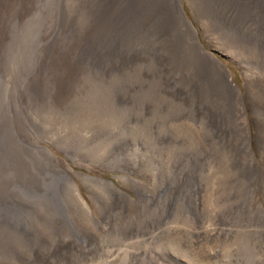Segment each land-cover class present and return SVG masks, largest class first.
<instances>
[{"label":"rangeland","instance_id":"374dc122","mask_svg":"<svg viewBox=\"0 0 264 264\" xmlns=\"http://www.w3.org/2000/svg\"><path fill=\"white\" fill-rule=\"evenodd\" d=\"M172 3L0 0V264H264L261 8Z\"/></svg>","mask_w":264,"mask_h":264},{"label":"bare ground","instance_id":"6f19581e","mask_svg":"<svg viewBox=\"0 0 264 264\" xmlns=\"http://www.w3.org/2000/svg\"><path fill=\"white\" fill-rule=\"evenodd\" d=\"M172 1H174V3H175V5H177V4H179V0L177 1L176 0V2H175V0H164V2L166 3V5H171V8H172V6H173V3H172ZM253 2H254V6H257V8H261V12H262V14H261V16H263V18L262 19H264V0H252ZM177 7V6H176ZM177 10V9H176ZM179 10H180V13H181V8L179 7ZM251 11V10H250ZM255 11V10H254ZM257 11V10H256ZM255 11V12H256ZM176 12L177 11H175V15H176ZM170 14V13H169ZM182 14V13H181ZM177 16H179V15H177ZM181 16V15H180ZM244 19V18H243ZM180 20H182V19H180ZM254 20H256V19H254ZM188 21V20H187ZM186 21V22H187ZM178 22V21H177ZM180 22V21H179ZM255 22V21H254ZM168 23V22H167ZM246 23V22H245ZM252 23H253V20H252ZM264 23V22H263ZM179 24V23H178ZM188 24V23H187ZM191 24V23H190ZM247 24V23H246ZM183 25V24H182ZM250 25V24H249ZM172 27V26H171ZM213 27V26H212ZM207 28L206 27H203V30L204 31H208V30H206ZM181 30V29H180ZM195 31V30H194ZM192 33V32H191ZM195 33V32H194ZM206 33V32H205ZM212 33V32H211ZM257 36H259L258 34H257ZM231 38H232V36H231ZM233 39V38H232ZM234 40H235V38H234ZM233 40V41H234ZM237 40V39H236ZM238 41V40H237ZM234 44V43H233ZM234 46V45H233ZM194 47V46H193ZM203 49V48H202ZM201 49V50H202ZM200 50V51H201ZM203 51V50H202ZM201 53V52H200ZM232 53H236V54H239V52H232ZM233 54V55H234ZM240 56V55H239ZM242 58V57H241ZM237 59V58H236ZM159 64V63H158ZM219 69V68H218ZM155 72H158L157 70L155 71ZM219 74V73H218ZM220 76V75H219ZM222 77H220V79H221ZM157 82V81H156ZM225 84H226V86H228V87H231V83L226 79V81H225ZM232 88V87H231ZM229 97V96H228ZM230 99H233V102H234V97L232 96V97H230ZM210 102V101H209ZM190 103V102H189ZM195 104H196V102H195ZM52 106V105H51ZM50 106V107H51ZM182 106H184V105H182ZM48 109V108H47ZM181 109V108H180ZM195 110V109H194ZM186 114H188V113H186ZM209 115V114H208ZM202 119V118H201ZM203 119H204V117H203ZM209 121V120H208ZM205 120H201L200 121V126H201V128H202V131H204V133H205V135L207 136V138L209 139L210 138V136H213L214 134H216L215 133V128L213 129L212 128V126L210 127V126H208V125H206L205 124ZM244 122H245V120H242V121H239L238 119H235V128L240 132L238 135L236 134V139H239V141L241 140V139H243V135H244V129H245V124H244ZM231 138V137H230ZM211 141V140H210ZM227 141V140H226ZM225 141V142H226ZM224 142V143H225ZM227 142H229V141H227ZM226 142V143H227ZM238 142V141H237ZM206 143V142H205ZM221 145H222V147H223V149H224V151H225V157L227 158V160L229 161V162H231V165L233 166V168L237 171V173L238 174H243L241 171H240V169H239V167H238V165L236 164V162H235V160H234V157H233V153H234V151H232L231 152V148H227V146H226V144H223V142H221ZM206 147V146H205ZM44 149L47 151V153H48V155H49V157H50V159H51V161L53 162V164L58 168V170L60 171V173H61V175H62V177L64 178V180H65V183H66V186H67V189L69 190V192H70V196L73 198V200H74V202H75V204H76V206H77V208H78V211H79V213H80V215H81V217L84 219V220H86V221H89L90 219V213H89V210H88V206L86 205V203L84 202V199L82 198V196L80 195V193H79V191H78V187H77V184H76V182H75V180L73 179V177H72V175H71V173H73V171H74V168L71 166V165H68L67 167H66V169H64V168H62L61 166H60V164H59V161H58V159H56L55 157H54V155H53V153L49 150V149H47V147H44ZM220 149V148H219ZM235 154V153H234ZM206 155V154H205ZM206 159H207V157H206ZM84 178L85 179H82L84 182V185H87V183H89V182H87L89 179H92V178H90V177H88V176H84ZM247 179V178H246ZM109 185V184H108ZM92 187V186H91ZM249 192V191H248ZM181 201V200H180ZM234 209V208H233ZM240 212V211H239ZM220 216V215H219ZM135 221V222H134ZM131 224H134V225H136V217H134L133 218V221H131L130 220V222L128 221V220H126L125 221V224H124V227H125V229H123V230H125L124 232L125 233H129L130 235L133 233L132 232V230H131ZM232 232V231H231ZM27 247V246H26ZM264 254V253H263ZM264 256V255H263Z\"/></svg>","mask_w":264,"mask_h":264}]
</instances>
